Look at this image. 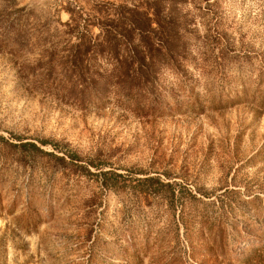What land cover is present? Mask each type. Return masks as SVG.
Listing matches in <instances>:
<instances>
[{
    "label": "rangeland",
    "instance_id": "1",
    "mask_svg": "<svg viewBox=\"0 0 264 264\" xmlns=\"http://www.w3.org/2000/svg\"><path fill=\"white\" fill-rule=\"evenodd\" d=\"M53 1L0 0V264H264V0L197 15L221 45L165 75L153 107L52 84Z\"/></svg>",
    "mask_w": 264,
    "mask_h": 264
},
{
    "label": "trees",
    "instance_id": "2",
    "mask_svg": "<svg viewBox=\"0 0 264 264\" xmlns=\"http://www.w3.org/2000/svg\"><path fill=\"white\" fill-rule=\"evenodd\" d=\"M216 2L55 0L54 11H64L68 18L57 19L53 38L44 46L38 64L52 84L78 103L105 104L114 95L138 105L146 98L153 107V99L166 93L161 84L165 75L188 78L197 59L195 48L201 45V58L207 54L206 46L221 45V34L212 37L207 29L202 35L197 23V15L203 17ZM235 97L229 106L240 99ZM12 144L33 147L63 162L68 157L69 162L84 167L82 156L74 150L52 144L60 155L42 150L32 141ZM92 166L96 172L86 166L85 170L96 176L110 171L96 163Z\"/></svg>",
    "mask_w": 264,
    "mask_h": 264
}]
</instances>
